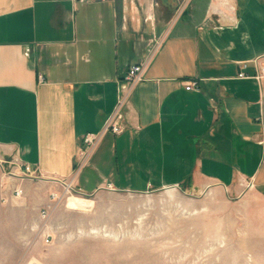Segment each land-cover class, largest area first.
<instances>
[{"label": "crops", "instance_id": "1", "mask_svg": "<svg viewBox=\"0 0 264 264\" xmlns=\"http://www.w3.org/2000/svg\"><path fill=\"white\" fill-rule=\"evenodd\" d=\"M255 60L264 0H0V161L38 166L54 192L63 179L86 194H264V79L239 76L255 75ZM139 63L146 79L129 86ZM122 94L125 130L77 170L84 136L104 129Z\"/></svg>", "mask_w": 264, "mask_h": 264}, {"label": "rangeland", "instance_id": "2", "mask_svg": "<svg viewBox=\"0 0 264 264\" xmlns=\"http://www.w3.org/2000/svg\"><path fill=\"white\" fill-rule=\"evenodd\" d=\"M13 158L0 161V264H264V194L251 184L241 192L218 184L78 190L54 200L51 185L23 180ZM17 186L22 197L5 200ZM70 196L93 205L71 210Z\"/></svg>", "mask_w": 264, "mask_h": 264}, {"label": "built area", "instance_id": "3", "mask_svg": "<svg viewBox=\"0 0 264 264\" xmlns=\"http://www.w3.org/2000/svg\"><path fill=\"white\" fill-rule=\"evenodd\" d=\"M228 1V0H226ZM255 63L257 65H260L259 71L255 75H249L245 71L240 72V77H254L258 80L264 79V62L262 64L259 63V60H255ZM248 67V64H244L243 68L246 69ZM146 79L145 77V63H139L130 66V68L127 70L124 80L129 86H134L135 84H138ZM186 88L188 90L196 89L198 88V83L195 81H187L186 82ZM125 101V96L122 94L120 96V101L118 108L114 112V114L110 117L108 122L106 123L104 129L99 133H87L82 141V144L80 146V150L77 156L76 160V168L77 170H81L84 168L90 161L95 149L99 146L101 140L103 137L109 133L112 132L114 134H120L122 133L126 126L123 123V114L121 112V107ZM262 118L264 119V113ZM12 164H15L18 168V171L20 172V177L25 179H46V177L42 174L40 168L38 166H34L29 163H21L17 158H13L12 161H10ZM60 184L62 185L63 189L58 192H52V199L57 200L64 196H68L70 194H75V192L78 191V189L69 181L67 180H59ZM253 186V184H251ZM107 189L113 190V187L111 184L108 185ZM23 195V189L21 186H17L13 188V195L11 197L6 196L5 200H8L9 198L13 197H22ZM51 208V204H48L43 208L41 211V217L47 218L49 215V211ZM50 235L46 236V242L50 241ZM33 264H40L39 262H34Z\"/></svg>", "mask_w": 264, "mask_h": 264}, {"label": "bare ground", "instance_id": "4", "mask_svg": "<svg viewBox=\"0 0 264 264\" xmlns=\"http://www.w3.org/2000/svg\"><path fill=\"white\" fill-rule=\"evenodd\" d=\"M254 186V185H253ZM173 187V186H172ZM167 196L169 199H174V198H177V194H175V191L173 188H169V190L167 191ZM76 195V194H74ZM68 197V196H67ZM175 201V200H174ZM93 204H92V201L90 200H86L82 197H77V196H70L68 199H67V208L71 209V210H83L85 208H89L91 207ZM195 206V205H194ZM91 232L95 233V232H99V229L97 228H94L93 230H91Z\"/></svg>", "mask_w": 264, "mask_h": 264}]
</instances>
